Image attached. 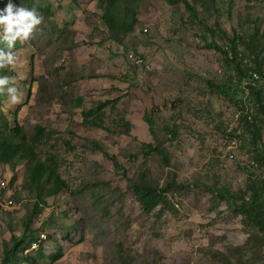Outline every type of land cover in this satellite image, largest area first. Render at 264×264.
Returning a JSON list of instances; mask_svg holds the SVG:
<instances>
[{"label": "rangeland", "instance_id": "1", "mask_svg": "<svg viewBox=\"0 0 264 264\" xmlns=\"http://www.w3.org/2000/svg\"><path fill=\"white\" fill-rule=\"evenodd\" d=\"M189 1L142 0L134 32L117 43L98 0H0V11L11 2L43 18L28 41L0 40L15 57L0 77L16 78L21 97L12 104L0 91V125L15 119L28 139L42 127L36 152L67 184L30 219L34 199L16 169L0 263L44 235V259L18 248L10 264H264V235L237 210L250 188L264 192V115L245 77L261 67L264 84V0ZM115 99L104 129L82 125L83 111ZM135 183L166 189L162 205L145 213Z\"/></svg>", "mask_w": 264, "mask_h": 264}, {"label": "trees", "instance_id": "2", "mask_svg": "<svg viewBox=\"0 0 264 264\" xmlns=\"http://www.w3.org/2000/svg\"><path fill=\"white\" fill-rule=\"evenodd\" d=\"M169 4L177 5L183 3L185 7L191 8L189 0H166ZM142 0H98V9L101 11V20L104 25L108 28L111 33L113 40L117 43L121 41L125 35L134 32L136 26L139 23V8ZM193 9V8H192ZM259 30H256V36L250 38L249 42L253 45L252 50L254 52L255 60L258 61L261 54L259 53V42H258ZM221 53H227L225 49L217 46L215 43L212 44ZM232 54L236 55V44L233 40ZM0 73L8 76L13 73H9L4 69H0ZM243 73V72H242ZM254 73L259 75V78L254 77ZM261 67H257V71H251L249 74H245L248 79V86L250 88L251 96L256 101L258 108L264 115V84L261 85L260 77L262 76ZM115 100H105L99 103L95 108L83 111L82 114V125L91 128L104 129V109L108 105L115 103ZM76 102L81 103V99L77 98ZM252 117V116H251ZM2 124L0 125V167L7 168V174H9V186L13 199L18 196L16 192L15 171L18 167H24V173L21 177L20 188L29 194L34 199V204L31 209L30 219L40 214L41 209L46 204L45 199L54 197L60 192L67 189L66 182L61 179L57 172V166L53 157L41 159L37 152L36 147L41 141L43 136V128L35 126V132L30 139L26 137V134L22 126L17 120L5 119L2 115ZM249 117H246V123L250 126ZM252 121V118L251 120ZM251 131L252 128H249ZM151 133L156 138L154 129L151 127ZM254 136L256 137L255 132ZM147 147L157 152L165 162L167 160V154L165 148L153 147L152 144H148ZM98 150L101 147H97ZM102 151V149L100 150ZM258 164H253L252 169L258 168ZM3 171L0 170V175ZM12 172V173H11ZM13 176V177H12ZM15 185V187H14ZM135 192L137 194V200L140 203L145 213H151L156 208L162 205L164 194L166 189H159L150 184H133ZM250 195L241 201L240 207L237 208L238 212L243 216L250 219L256 227L261 230L264 235V192H262L258 186L249 189ZM9 213H4L5 215ZM3 214V215H4ZM2 215V216H3ZM28 229V227H26ZM37 237L31 236L29 242L25 247L20 249L23 244V240L15 243L13 251L7 253L0 264H10L14 256H16L17 250L24 252L30 247L33 241H36ZM264 239V238H263ZM38 259H44L42 255L41 245L38 248ZM63 257V252L59 251L57 255L50 257L51 262H57ZM25 262H33L27 255L24 256Z\"/></svg>", "mask_w": 264, "mask_h": 264}, {"label": "clouds", "instance_id": "3", "mask_svg": "<svg viewBox=\"0 0 264 264\" xmlns=\"http://www.w3.org/2000/svg\"><path fill=\"white\" fill-rule=\"evenodd\" d=\"M40 16L35 9H26L25 7H16L9 2L6 7L0 11V26L3 28V34L0 35L2 40L11 49L17 40L21 42L28 41L35 27L42 23ZM15 57L11 51L0 49V67L12 65ZM23 79V76L19 77ZM16 78L0 77V91L7 88V94L12 104L20 102L21 97L17 94V88L14 86Z\"/></svg>", "mask_w": 264, "mask_h": 264}, {"label": "built area", "instance_id": "4", "mask_svg": "<svg viewBox=\"0 0 264 264\" xmlns=\"http://www.w3.org/2000/svg\"><path fill=\"white\" fill-rule=\"evenodd\" d=\"M131 58H134L133 55H131ZM142 63L141 60H137V64ZM254 77L256 79L259 78V75L257 73H254ZM9 186V177L7 175H0V217L10 211L14 205V199L11 194ZM45 239L44 235H40V239H36V241H33L30 244L29 250L34 251L38 250L40 243Z\"/></svg>", "mask_w": 264, "mask_h": 264}]
</instances>
